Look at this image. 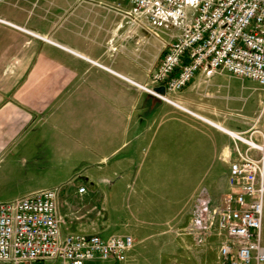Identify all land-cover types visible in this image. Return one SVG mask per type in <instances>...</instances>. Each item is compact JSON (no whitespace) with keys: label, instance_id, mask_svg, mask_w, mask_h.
<instances>
[{"label":"crops","instance_id":"obj_1","mask_svg":"<svg viewBox=\"0 0 264 264\" xmlns=\"http://www.w3.org/2000/svg\"><path fill=\"white\" fill-rule=\"evenodd\" d=\"M133 12L110 0H0V202L60 187L68 230L104 232L98 204L125 212L127 236L160 243L161 262L186 241L218 245V233L197 240L194 202L229 189L227 132L247 130L263 92L222 70L198 71L166 93L171 103L131 86L164 92L150 75L181 33L168 15Z\"/></svg>","mask_w":264,"mask_h":264},{"label":"built area","instance_id":"obj_2","mask_svg":"<svg viewBox=\"0 0 264 264\" xmlns=\"http://www.w3.org/2000/svg\"><path fill=\"white\" fill-rule=\"evenodd\" d=\"M110 1L116 11L127 5L146 13L150 22L168 15L181 29L150 75L164 92L128 80L136 89L171 103L166 93L181 90L201 70H222L261 87L262 105L247 130L226 131L235 156L227 171L229 189L218 204L195 201L192 229L199 242L221 235L220 264H264V0ZM187 9L194 11L189 21ZM76 193L84 195L85 186ZM59 195L54 187L0 202V264H125L133 238L68 230L57 214Z\"/></svg>","mask_w":264,"mask_h":264},{"label":"rangeland","instance_id":"obj_3","mask_svg":"<svg viewBox=\"0 0 264 264\" xmlns=\"http://www.w3.org/2000/svg\"><path fill=\"white\" fill-rule=\"evenodd\" d=\"M124 6L125 5H122L121 8H123ZM186 12L188 13L189 9H187ZM133 14L139 15L140 12L134 11ZM224 73L225 75H228L227 72L224 71ZM74 185H77V183ZM203 200L208 201L210 205H215L220 202L221 198L218 201H212L209 199ZM194 205L196 207L195 202ZM97 207L102 215L96 218V224L100 227H105L106 225H108V227L101 234L102 238H107L109 236H127V234L131 233L132 228L125 225V223L128 222V216L125 212H113L111 210L102 209L100 204H98ZM196 217L197 211L195 218ZM75 225L76 223L72 225L70 231L75 230ZM214 235H216V232L209 236L208 239L210 240ZM214 237L215 238H213V241L216 242L215 244H219L221 238L218 240L216 238L217 236ZM189 244L190 243L186 241V243L183 245V247L185 246V248H180L179 246L175 247V252L169 259L159 262L161 258L160 252L162 251V245L160 243L152 245H148V242L141 244L134 243L132 249L128 253V256H131V261L126 262L125 264H220V259L218 256V245L205 243L203 246L201 245L200 247H194L190 246ZM187 246L191 248H186Z\"/></svg>","mask_w":264,"mask_h":264},{"label":"water","instance_id":"obj_4","mask_svg":"<svg viewBox=\"0 0 264 264\" xmlns=\"http://www.w3.org/2000/svg\"><path fill=\"white\" fill-rule=\"evenodd\" d=\"M159 92H163V90H162V89H160V90H159Z\"/></svg>","mask_w":264,"mask_h":264}]
</instances>
